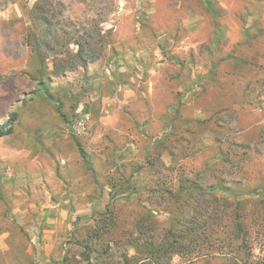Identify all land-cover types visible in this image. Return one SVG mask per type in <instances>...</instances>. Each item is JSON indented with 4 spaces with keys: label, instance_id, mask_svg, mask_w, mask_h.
Here are the masks:
<instances>
[{
    "label": "rangeland",
    "instance_id": "1",
    "mask_svg": "<svg viewBox=\"0 0 264 264\" xmlns=\"http://www.w3.org/2000/svg\"><path fill=\"white\" fill-rule=\"evenodd\" d=\"M36 1L0 0V12L18 7L23 13L12 27L0 21V127L18 115L13 134L0 137V264H68L66 257L70 264H88L91 252L74 240L108 230L102 221L109 207L121 229L134 231V219L147 215L148 235L171 227L179 232L173 220L192 216L194 204H174L152 191L158 179L149 159L176 167L174 176L182 169L205 171L209 186L261 184L264 41L255 46L245 41L251 28L255 35L264 26V0H60L57 26L73 34V24L91 31L99 23L113 42L100 59L88 57L86 71L53 80L54 102L24 74L38 68L24 40L33 27L28 10ZM71 36L59 37L66 48L58 50L77 53ZM233 137L239 146L231 144ZM135 165L145 168L131 179L142 194L112 200V189L120 196L129 193L121 180L131 177ZM243 186H235V196L215 195L254 203L257 194ZM145 237L135 231L140 243ZM95 241L94 251H103V242ZM251 245L256 255L264 254L262 230L253 228ZM191 250L168 264L220 262L203 255L207 248ZM99 259V252L92 254L93 264Z\"/></svg>",
    "mask_w": 264,
    "mask_h": 264
},
{
    "label": "trees",
    "instance_id": "2",
    "mask_svg": "<svg viewBox=\"0 0 264 264\" xmlns=\"http://www.w3.org/2000/svg\"><path fill=\"white\" fill-rule=\"evenodd\" d=\"M57 7H63L60 0L57 2L55 0L36 1L34 6L28 10L32 19V30L24 37L25 43L32 49L38 65V68L35 69L33 66L32 71L24 74L29 76L39 90H42L45 96L53 102L57 101L51 90L53 80L74 72L86 71L91 63L88 57L91 60L100 59L104 56L106 47L111 46L113 42L111 36L99 29V23L95 24L91 31L77 29V26L73 24L71 26L73 34L66 29L70 27L57 26L55 23L57 15L54 13ZM210 10L215 17L219 16V12L213 9L212 5ZM251 31L252 28L250 32L246 33L245 43L255 46L260 39L261 42L264 41V26L255 35ZM61 35H73L71 40H74L73 44L79 48L76 54L68 47L66 51L58 50L59 46L63 49L66 48V45L58 42ZM52 40L57 41V44H52ZM51 58L52 62H50ZM231 59L238 64L242 63L237 59ZM243 62L246 61L243 60ZM75 98L78 99L79 96L75 95ZM59 104L62 108V102ZM17 116L16 113L12 114L10 119L0 127V137L13 134ZM61 117L65 122H69L65 113ZM248 138L250 137H246L247 140ZM230 141L232 145L239 146V138L233 137ZM78 147L79 153L85 159L86 151L82 145L78 144ZM248 151L250 150L247 147L243 156L247 155ZM229 155L225 152L222 153L225 160L229 159ZM86 163L88 168L94 171L92 161L87 159ZM147 164L154 168V173L158 179L157 186L152 187L151 190L160 193L161 196H167L174 204L185 206L188 205V202H192L194 204L192 207L193 215L183 218V221L176 222L173 220V224L181 226L179 232L173 231L171 227L167 233L156 236L148 235L146 232L150 228L147 223V215L134 219L131 223L134 231L131 228L121 229L118 215L114 209L109 207L106 213L108 220L102 221V223L110 225L108 230H105V227L101 230L96 229L85 240H74L76 245L84 244L86 249L91 252L87 259L88 264H93L91 256L98 252L100 258L98 264H168L174 255L192 253L191 247L193 246L197 247L201 253L206 252L202 251L203 248H207V253L203 255L213 259L218 258L219 264H264V254L259 256L251 250L253 228L262 230L264 234V180L256 187L248 185L246 180L245 182H220L216 183L217 185L209 186L211 182H205V171L189 174L182 169L179 176H174L171 172L176 167H168L157 158L149 159ZM144 169V165H135V172L131 177L121 180L123 181L122 187H125L129 193L120 196L117 191L112 189V200L128 199L132 195L142 194L139 187L133 184L131 179H134L136 174L142 173ZM121 177L125 178L124 175ZM177 177L178 180H176ZM236 185H245L242 190L246 189L248 193L257 194L255 202L252 203L250 199L240 200L238 196L229 202V199L223 200L215 195L217 191L229 195L234 194ZM225 219H228L226 223L224 222ZM135 231L146 236L141 239L143 240L142 243L134 238ZM96 238L103 242L101 246L103 251H94L97 250ZM113 246L117 250L116 252L113 251ZM133 246L139 250L135 251L136 255H131L128 251ZM227 249L231 251H226ZM117 257L119 261H116ZM69 261L68 257L64 259V262L68 264L72 262Z\"/></svg>",
    "mask_w": 264,
    "mask_h": 264
},
{
    "label": "crops",
    "instance_id": "3",
    "mask_svg": "<svg viewBox=\"0 0 264 264\" xmlns=\"http://www.w3.org/2000/svg\"><path fill=\"white\" fill-rule=\"evenodd\" d=\"M22 18V10L18 7H5V9L0 12V21L4 24H9L10 27L14 26L18 21H21Z\"/></svg>",
    "mask_w": 264,
    "mask_h": 264
}]
</instances>
